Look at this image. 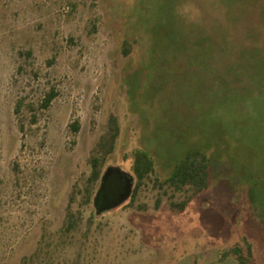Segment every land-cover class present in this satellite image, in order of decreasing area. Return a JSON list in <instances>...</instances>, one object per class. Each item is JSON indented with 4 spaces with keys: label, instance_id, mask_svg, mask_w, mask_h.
Instances as JSON below:
<instances>
[{
    "label": "rangeland",
    "instance_id": "374dc122",
    "mask_svg": "<svg viewBox=\"0 0 264 264\" xmlns=\"http://www.w3.org/2000/svg\"><path fill=\"white\" fill-rule=\"evenodd\" d=\"M111 115L100 178L115 167L134 185L139 149L164 179L199 149L209 188L174 212L146 181L132 207L97 214L83 188ZM122 191L112 174L100 201ZM72 195L82 222L64 234ZM244 239L264 264V0H0V264L214 260Z\"/></svg>",
    "mask_w": 264,
    "mask_h": 264
},
{
    "label": "trees",
    "instance_id": "16d2710c",
    "mask_svg": "<svg viewBox=\"0 0 264 264\" xmlns=\"http://www.w3.org/2000/svg\"><path fill=\"white\" fill-rule=\"evenodd\" d=\"M128 51L127 47L123 49L124 54H127ZM56 95L53 89L50 90L43 99L42 108L47 109ZM69 128L72 132L76 133L79 129L78 122L71 123ZM118 134L119 125L117 118L111 115L108 118L107 134L97 141L89 158L90 175L87 177L83 188V203L89 204L91 202L97 210L99 208L100 210H104L107 204L113 205V202L102 203L100 201V193L106 181L99 189L101 182L99 175L100 165L105 160V157L113 151L114 142ZM131 170L135 183L131 190L129 207L133 206L139 190L146 181L153 182L154 187L161 191V196H168L169 208L174 212H183L194 197L210 186L209 159L206 153L199 149H191L184 153L175 162L173 169L166 178L160 179L156 177L153 181L151 179L152 175L155 174V168L152 158L146 152L136 149L132 152ZM98 181L99 185L94 194L93 189ZM177 195L180 196V199L176 197ZM72 197L73 195L66 207L65 218L62 224L61 231L64 234H72L77 231L82 222L81 214L78 211H74L71 207ZM160 203L161 197H158L154 203L155 210L158 209ZM245 243V247L233 246L228 250H217L219 260L222 261L227 257H233L236 264H249L252 259V246L246 240Z\"/></svg>",
    "mask_w": 264,
    "mask_h": 264
},
{
    "label": "water",
    "instance_id": "95a60500",
    "mask_svg": "<svg viewBox=\"0 0 264 264\" xmlns=\"http://www.w3.org/2000/svg\"><path fill=\"white\" fill-rule=\"evenodd\" d=\"M111 174H116L119 176V178L122 180L124 187H123V191L121 192L120 197L118 198L117 201L113 202V205L110 206V204H107L104 207V210H107L109 208H114L117 205L123 203L125 200H127L129 198V196L131 195V190H132V186H133V177L126 173L123 172L121 169L119 168H115V167H108L105 172L103 173L102 177H101V182H100V186L99 189L102 187V185L104 184V182L107 180L108 176ZM99 191V190H98ZM100 208L97 210V214L99 213Z\"/></svg>",
    "mask_w": 264,
    "mask_h": 264
},
{
    "label": "crops",
    "instance_id": "0c3cea01",
    "mask_svg": "<svg viewBox=\"0 0 264 264\" xmlns=\"http://www.w3.org/2000/svg\"><path fill=\"white\" fill-rule=\"evenodd\" d=\"M215 257L213 258L214 260H212V253H208L206 251L205 252L203 251V252H200L197 254V258L193 257V260H191L190 258H185V256H178L176 259L168 262L167 264H222L226 259L225 258L224 260L220 261L218 256L216 259H215ZM235 263H236V261H235Z\"/></svg>",
    "mask_w": 264,
    "mask_h": 264
},
{
    "label": "flooded vegetation",
    "instance_id": "af4514ba",
    "mask_svg": "<svg viewBox=\"0 0 264 264\" xmlns=\"http://www.w3.org/2000/svg\"><path fill=\"white\" fill-rule=\"evenodd\" d=\"M111 175H112V174H111ZM111 175H109L108 178H109ZM108 178H107V180H108ZM107 180H106V181H107ZM120 180H121V179H120ZM121 182H122V180H121ZM122 184H123V182H122ZM123 187H124V184H123ZM120 195H121V194H120Z\"/></svg>",
    "mask_w": 264,
    "mask_h": 264
}]
</instances>
